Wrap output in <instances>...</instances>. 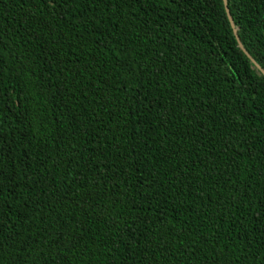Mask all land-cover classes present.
<instances>
[{"label": "trees", "instance_id": "trees-1", "mask_svg": "<svg viewBox=\"0 0 264 264\" xmlns=\"http://www.w3.org/2000/svg\"><path fill=\"white\" fill-rule=\"evenodd\" d=\"M264 70V0H226ZM0 264H264V76L222 0H0Z\"/></svg>", "mask_w": 264, "mask_h": 264}, {"label": "water", "instance_id": "water-1", "mask_svg": "<svg viewBox=\"0 0 264 264\" xmlns=\"http://www.w3.org/2000/svg\"><path fill=\"white\" fill-rule=\"evenodd\" d=\"M223 1V5H224V9L226 12V16L227 19L229 21L230 27L232 29L233 35L236 39L237 45L239 47V49L248 57V59L251 61V63L256 67V69L264 76V70L260 68V66L252 59V57L248 54V52L245 50V48L243 47L238 34H237V28L235 27L232 17L229 13L228 7H227V1L226 0H222Z\"/></svg>", "mask_w": 264, "mask_h": 264}]
</instances>
